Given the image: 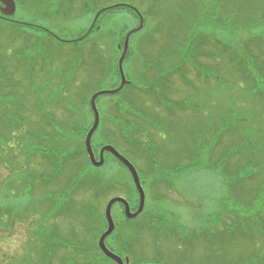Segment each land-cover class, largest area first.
<instances>
[{
	"label": "rangeland",
	"instance_id": "374dc122",
	"mask_svg": "<svg viewBox=\"0 0 264 264\" xmlns=\"http://www.w3.org/2000/svg\"><path fill=\"white\" fill-rule=\"evenodd\" d=\"M41 1L50 5V22L44 20L49 14L44 6L38 10L16 1L12 17L44 26L63 41L92 24L97 13L81 12L85 2L130 8L101 16L98 12L90 26L95 30L81 44L86 50L98 43L95 54L84 56L88 65L71 71L68 112L73 115L69 123L76 128L67 137L69 153L79 152L82 136L92 126L90 97L120 85L118 60L124 37L142 21L129 37L122 64L129 84L95 101L99 114L91 138L95 159L103 146L114 147L134 166L144 192V212L133 221L118 203L112 206L115 228L105 239L107 248L129 264H256L258 258L250 256L261 248L264 264V0H94V4L71 0L77 3L67 9L56 7L55 0ZM24 29L21 38L28 30L36 32L33 39L46 34L39 28ZM21 38L9 42L7 33L0 32L1 53L12 64L26 54L24 64L14 69L15 80L25 79L35 60L34 68L39 69L35 83L41 84L46 69L57 74L76 55L75 45L62 43L59 48L55 41L45 53L42 47L34 54L16 52ZM167 73L166 90L160 78ZM162 86L166 97L159 95ZM60 112L55 110V119L67 122ZM6 132L2 131L6 136L11 131ZM103 159L100 167L83 156L78 162L71 160L62 166L57 181L43 184L46 188L37 181L31 194L13 179L17 163H0V264H90L92 255L95 264H112L93 248V235L86 229L104 232L107 201L121 197L131 211L138 208L139 194L115 158L104 152ZM75 163L84 184L72 195L73 205L61 207L69 212L44 214L41 205L37 207L40 197L64 189L77 170ZM26 164L35 174L56 168L40 155ZM88 176L106 179L107 190L94 196L84 179ZM82 205L91 210L84 214ZM44 230L51 240L46 247L50 258L43 260L35 251L41 240L33 238ZM124 241L132 244L130 254L122 249Z\"/></svg>",
	"mask_w": 264,
	"mask_h": 264
},
{
	"label": "trees",
	"instance_id": "16d2710c",
	"mask_svg": "<svg viewBox=\"0 0 264 264\" xmlns=\"http://www.w3.org/2000/svg\"><path fill=\"white\" fill-rule=\"evenodd\" d=\"M15 1L17 3H20L21 5L30 4L31 6H36L38 10H40L41 6H44L43 5L44 2H42L41 0H15ZM71 2H72L71 0H55L54 4L56 7H60V8L63 7L67 9V6H69ZM76 3L77 2L73 1L71 5H73L74 7L75 6L74 4ZM90 3L94 4L95 1L90 0ZM43 8H45L44 10L49 12L50 5L44 6ZM82 8L83 10L81 12L85 14L94 15L99 12V16H101L106 11H112L116 8L130 9L126 5H119V4L118 5L114 4V6H112L111 8L96 7L94 5L93 6L90 4L88 5V3L86 2ZM58 10L59 8H57L55 12ZM50 13L51 11L49 12V14L46 13V16H43L44 18H46L44 19L45 21L50 22L49 20H52L53 16L50 15ZM34 23L35 22L30 23V21L27 22L25 20H16L15 18L10 20H5L0 18V32H6L8 35L9 42L11 41L13 42L16 41L17 38L22 37L25 30L24 28H31V29L39 28L38 29L39 31L44 32L46 34L45 35L43 34L41 38L33 39L36 32L28 30V34H26L25 37L21 38L23 43L20 45L21 47L16 50V52L18 51L22 53L23 51L26 50L34 54L35 50H37L39 47H42L43 48L42 52L45 53L49 49H51V46L54 47V41H55L59 43L57 45L55 44V46L56 47L59 46V48L62 43L75 45L73 51L76 52V55H74L73 60L68 62L67 68L63 69V71L58 72L57 74L55 73L50 74L51 70L49 69H46V71L44 70L46 77L41 84L37 85L35 83V76L39 69L37 70L34 68L35 66L33 64L35 63V60H33L30 63V65H28L29 68L27 74L25 75V79L15 80L14 69H17L19 65L24 64L22 61H24L26 54H24V58L22 60L17 59L14 62V64H12V61H9L6 58V56H4L1 53V50L4 45L0 41V163L4 165L13 163L14 166L17 163L18 172L13 176V179L15 180L18 178L24 189L28 187V189L30 190V194L36 188L34 183H36L37 181L40 182L42 186L45 188L47 186H44L43 184L49 185L50 182L57 181L58 177L62 173L61 172L62 166L67 165V163L70 162L71 160L72 161L74 159L78 160L80 156H83L84 159L88 162V158L84 147V139L87 131L82 136L81 139L82 142L80 144L81 148L79 152L75 151V153H69L66 149V143H69L67 137L69 133L75 132V128H76V125H72L69 123L73 118V115L68 112L69 106L71 104L70 98L68 96L69 95L68 90L73 79L71 71L76 67L78 68L81 67L82 65H85L84 56L86 54L88 55L95 54V51L97 50L96 47L98 44L95 41L92 42V44L88 47V49L86 50L80 49L82 46L81 44L84 43L83 41L87 40L90 34L92 33V31L95 30L94 28L95 26L92 29H90L91 26L90 25L88 29L77 34L78 36L63 41L60 39H56L54 35L50 33L46 27L44 26L42 27L40 25H38L39 27L34 26L32 25ZM12 56H14V53L12 54ZM33 56L34 55L31 56V59H33ZM57 76L58 78L66 76L67 79L59 80ZM180 76L182 77L181 74ZM55 77L57 78L56 81L54 80ZM158 79H159L158 77L154 78V80H158ZM169 79H170L169 73L163 75L160 78V83L162 85H166L165 87L164 86L161 87L159 93L160 96L164 95L166 97V92L164 91L163 87L165 89L168 87L167 82ZM24 86L27 87L28 89L27 92L25 91ZM145 91L148 92L151 90L149 89ZM25 94H27L28 100H26L27 98L25 97ZM155 96L158 95L155 94ZM55 110H57L58 112H60L61 110L63 114L61 112L60 114L68 118L67 122L61 120L57 121L54 117ZM6 129H9L11 131L9 135L7 134L8 137L5 135L7 133ZM2 131H4L5 134L2 133ZM36 155L37 156L40 155L42 158H45V161H47L50 165H56V168L53 171H48L44 173H38V174H35L33 172L29 173L27 170L28 165L26 164V162L28 163V160L31 157L35 158ZM79 163L78 164L75 163V165L76 164L78 165L77 170L74 171V173H72L68 177L64 189H61L59 191H54V193L46 192V194L55 197L57 196V200H55V198H50L49 195H44L40 197V200L37 203V207L41 205L44 214H47L49 216L52 210H59L61 211V213L69 212V210L67 211L68 209L67 207H66V211H65V207H63L62 209L61 207L63 205L66 206V204L73 205V201L71 199L72 195L74 194L77 187H81V185L84 184V180H82L81 178L82 176L80 174L81 169ZM23 174H25L26 177L28 178L23 179L25 178L24 177L25 175ZM84 179L87 180L89 183V184L87 183L88 190L90 191L92 190L94 196L96 197L99 196L101 192H105L107 190L106 188L107 183H106V179L104 178H100L99 176H88V178H84ZM70 185L72 186L70 187L69 190H72V192L68 194L67 191ZM5 190L6 188H4L2 191L6 193ZM64 192L65 194L63 196L62 194ZM4 196L7 197L8 195L5 194ZM66 197L68 198L67 202H66ZM59 200L61 201L58 203L57 201ZM33 204L34 203L31 202L30 206H32ZM1 208L2 205L0 206V209ZM80 209L84 214L85 213L87 214L91 210L85 205H82ZM105 221L106 220L104 219V222ZM101 229L100 230H95L91 228L86 229L88 233H91L93 235L92 239L94 238V242L92 246L94 249H97L98 251L99 249L97 248V243H95V240L97 241L98 237L102 234L103 231L101 232ZM51 232L52 235H54V231L51 230ZM37 234L35 235V238H33V240L38 239L41 240V242L36 246L35 249L36 254L40 255L41 259L50 258V256H48L46 253V250L48 251V248L46 247L50 246L49 241L51 240L50 239L51 236L47 233L45 234V230L43 233L41 234L37 233ZM54 237L56 236L54 235ZM59 237L60 236H58V238ZM123 243H124V248L122 249L125 251V253L130 254L132 252L131 250L132 244L130 243V241L127 242L124 241ZM43 247L45 249H43ZM250 257L258 258V262L256 264H263V259L261 258L262 257L261 248L254 250V252L251 254ZM90 262H91L90 264L96 263V258L93 255L91 256Z\"/></svg>",
	"mask_w": 264,
	"mask_h": 264
},
{
	"label": "water",
	"instance_id": "95a60500",
	"mask_svg": "<svg viewBox=\"0 0 264 264\" xmlns=\"http://www.w3.org/2000/svg\"><path fill=\"white\" fill-rule=\"evenodd\" d=\"M0 14L2 16H12L15 14L16 11V2L14 0H0ZM98 17V13L94 16L93 22L92 24L95 23L96 19ZM141 17V16H140ZM91 24V25H92ZM142 26V21L140 23V27L133 29L131 31H129L126 36L124 37V41H123V48H122V53L121 56L118 60V71L121 77V83L120 85L112 91H99V92H95L89 100V107L90 110L92 112L93 115V123L91 128L87 131L85 139H84V147H85V151L88 157L89 162L94 166V167H100L102 166V164L104 163V159H103V153L104 152H108L109 154H111L112 156H114L117 160H119L124 166L127 167V169L129 170L131 177H132V181L133 184L135 185V188L139 194V205L137 210L134 213L130 212V208H129V204L128 202L121 198V197H113L111 198L106 206H105V212H104V216H105V220L107 223L106 229L104 230V232L99 236L98 241H97V246L98 248L101 250V252L108 257L109 259L113 260L116 264H124L123 260L117 256L116 254L112 253L105 245V239L113 232L114 228H115V224L112 218V214H111V209L112 206L115 203H121L124 206V214L125 217L128 219H134L137 216H139L143 210L144 207V192L143 189L141 187L140 184V180L137 174L136 169L134 168V166L125 158L123 157L114 147L110 146V145H105L103 146L100 151H99V159L96 160L94 157V153L91 147V138L93 133L95 132L97 126H98V121H99V114L96 108V98L102 95H106V94H115L118 93L126 84H128V81L125 79L124 73H123V61L124 58L127 54L128 51V42H129V37L133 32L138 31Z\"/></svg>",
	"mask_w": 264,
	"mask_h": 264
},
{
	"label": "flooded vegetation",
	"instance_id": "af4514ba",
	"mask_svg": "<svg viewBox=\"0 0 264 264\" xmlns=\"http://www.w3.org/2000/svg\"><path fill=\"white\" fill-rule=\"evenodd\" d=\"M0 18H2V19H14L12 16H2V15H0ZM98 159H99V154H98ZM115 160L117 161V163L122 167V168H124V170L127 172V174H129V176H130V178H131V180H132V177H131V174H130V172H129V170L127 169V167L126 166H124L119 160H117L116 158H115ZM104 164V163H103ZM102 164V165H103ZM135 191L137 192V190H136V188H135ZM137 195H138V192H137ZM138 197H139V195H138ZM120 206H122V208H123V215L125 216V214H124V206L121 204V203H118ZM138 207V206H137ZM143 209H144V207H143ZM137 210V208L136 209H134V210H131L130 212L131 213H134L135 211ZM144 212V210H142V212H141V214ZM140 214V215H141ZM138 217V216H137ZM136 217V218H137ZM128 219V218H127ZM135 219V218H134ZM128 220H131V221H133V219H128ZM99 238V237H98ZM98 241V240H97ZM107 247V246H106ZM98 248V247H97ZM99 249V248H98ZM99 251L101 252V250L99 249ZM99 252V253H100ZM101 255L103 256V257H105L106 259H109L108 257H106L102 252H101ZM110 261H111V263L112 264H116L113 260H111V259H109ZM123 262H124V264H129L128 263V259H123Z\"/></svg>",
	"mask_w": 264,
	"mask_h": 264
}]
</instances>
